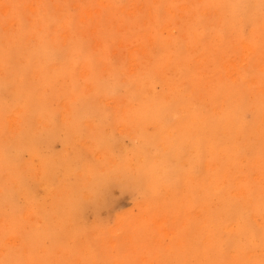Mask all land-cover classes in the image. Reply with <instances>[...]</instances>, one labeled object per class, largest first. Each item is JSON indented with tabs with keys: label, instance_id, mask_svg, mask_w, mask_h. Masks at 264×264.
Here are the masks:
<instances>
[{
	"label": "bare ground",
	"instance_id": "6f19581e",
	"mask_svg": "<svg viewBox=\"0 0 264 264\" xmlns=\"http://www.w3.org/2000/svg\"><path fill=\"white\" fill-rule=\"evenodd\" d=\"M184 1L152 6V47L118 72L111 34L101 49L73 40L89 30L71 3L0 0V264H264V0ZM114 183L151 215L117 219L123 257L78 222Z\"/></svg>",
	"mask_w": 264,
	"mask_h": 264
},
{
	"label": "rangeland",
	"instance_id": "374dc122",
	"mask_svg": "<svg viewBox=\"0 0 264 264\" xmlns=\"http://www.w3.org/2000/svg\"><path fill=\"white\" fill-rule=\"evenodd\" d=\"M23 1H26V0H22V2H19V3L21 4L23 3ZM47 1L46 0L45 1L27 0V2H24L23 4L25 3H26L25 5L31 4L34 7H36L40 3L41 5H45L46 3L45 6H48L49 4V6L51 5L52 7L58 8V6H62L63 3L64 5L66 3L67 4L71 3L70 5L71 8L69 6L70 8L69 12L72 11L75 17L79 19L77 21L80 22V27H84L87 30H89V36L92 35L91 32L92 33L94 32V36L89 37L88 33H86L84 29L76 27L78 36L74 38L73 40H76L79 45H84V46L91 45L94 48L101 49L100 47L96 46L97 43L98 42L100 43L102 40H104L105 47H106V39L111 34V37H108V39H110L108 43V48L105 50H108L111 47L112 53L108 56V62L112 64L113 62L116 61L113 67L119 68L118 72L120 71L123 72V70L121 69L125 64L127 51L129 49L137 48L138 50L145 46L149 48L152 47L153 42H152V38L150 37V32H149L150 29L148 28V25H149L148 12L152 9V6L159 4V3L165 4V2H167V0H104V2L101 0H75V1L73 0H55V1L50 0L49 1L50 3L51 1H53L52 4L50 3L47 4ZM171 1L172 0H170V2ZM185 1H189V0H185ZM60 2L62 3V5ZM55 3H59V4L57 5ZM107 5H117L118 7L127 6V9L125 12L116 11L117 12L116 14L118 15L115 14L114 17H111L110 14H108V12H110L111 10L108 11ZM73 8H76V10L79 12L78 15L76 14L77 12H74L72 10ZM140 8L144 9V12L138 11V9ZM58 9H60V11L63 10L61 7H59ZM106 10L108 11L107 13H106ZM80 12H83V13L81 14ZM136 15H137V18H136ZM2 17L3 15H0V23L3 25L2 21L4 22L5 19ZM138 19L141 21L137 22ZM82 20H86L88 23V26L85 24H81ZM100 20L101 22L102 20L103 22L105 21V23H102V24L101 22L99 23ZM106 22H109V23L107 24ZM250 29H251V26L246 25V27L244 28V37H247L249 35ZM40 31L41 30L39 29L38 32ZM93 38H95V41L93 40ZM96 38H98L99 40H97ZM122 38H125V40H122ZM92 41H94L96 45L93 44ZM104 66H100L99 69H96L98 70L97 72L101 74H105L106 70L110 72L113 71V67L103 69ZM166 76L167 77H179V71L176 69L175 66L171 64L170 67L166 68ZM121 79H123V77H121ZM62 83L65 85H68L70 83V80L66 78L65 80L62 81ZM78 83L81 84V81L79 80ZM104 104H109L111 106L113 105L110 102H106ZM250 117H251L250 114L246 116L247 119H250ZM4 122H5V119L0 120V127L3 125ZM124 142L126 145L129 146V141L127 139ZM54 150L56 152H62V146L60 144H55ZM25 159L26 160L29 159V155H27ZM35 165L36 167H38L37 164ZM38 194L39 195L42 194L41 189H38ZM145 200H146V197L142 195L140 196L139 193L137 194V192L133 190L132 188L121 186L120 184H116V183L109 185L104 190L102 195L97 199L96 203L93 206H90L86 210V212L83 215L82 221L78 220L79 224L81 225L82 232H89L91 237L94 239L97 235L96 228L98 227L103 228L104 231L106 232V237L111 240L108 244L109 247H107L105 251L102 252V248L100 247L102 255L104 254L106 256L108 248H110L111 246V243L118 240L117 242L120 245L118 246V248L112 251V254L116 255L117 252H120V256L122 257L125 256V252L122 250V244L127 243L126 244L127 248H130L132 246H131V243H128L127 239L125 238L126 237L125 230L121 229L120 226L115 227L117 219L123 215H127L128 218L132 216V220H135V219L139 220L141 217L146 216V215H149L151 217L150 213H146L145 208L146 206L147 208H149V206L146 204ZM144 203L146 204V206ZM18 205L20 206V208H25L24 200L19 199ZM50 206H52L51 200H48L45 204V207L49 208ZM20 208L18 210H20ZM37 216H38V212L36 210L35 218H37ZM165 220L168 221L167 227H168L169 233H171L169 236L175 237L177 235V225L174 224L175 222L174 219L169 214L165 217ZM2 233H3V229H0V235ZM154 233L158 234L157 230ZM157 237H159V235ZM18 238L21 239L20 237ZM62 241L67 243V239H64ZM69 246H73V244L70 243ZM155 246L159 247V244L155 243ZM11 247H9V249H12L13 252L15 251L16 253H19V252L22 253L21 251L23 247H20V248L18 247V249H15L14 246H11ZM151 248H153V246H151ZM140 250L141 248H139L138 246H135L134 250L132 251L128 250V252L126 253V255H130L129 256L130 258L128 261L131 262V260L134 259V256ZM77 251L79 253H83L84 251H86V249H83V250L77 249ZM167 253H168L167 255L170 258L174 252L171 250V251H168ZM150 254L153 255L155 254V252H150ZM156 257H157V254L154 256H151L150 258L154 260V258ZM100 260H102L101 257H100ZM74 264H78V262Z\"/></svg>",
	"mask_w": 264,
	"mask_h": 264
}]
</instances>
